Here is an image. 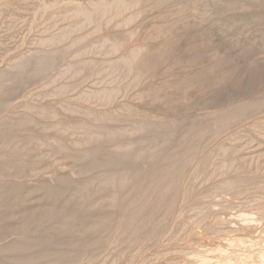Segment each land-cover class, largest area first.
<instances>
[{
	"label": "rangeland",
	"instance_id": "374dc122",
	"mask_svg": "<svg viewBox=\"0 0 264 264\" xmlns=\"http://www.w3.org/2000/svg\"><path fill=\"white\" fill-rule=\"evenodd\" d=\"M3 1H5V3ZM3 1L0 2V5H1L0 9H2V10L4 9V11H2V12L0 10V12L2 13V14L0 13V40H1L0 41V70H3L2 68L7 69L8 66L10 67L12 64L15 63V61L17 60V57H15L16 55H14V54L17 53L16 51H18V53H17L18 58L21 57L22 60L26 59L27 60L26 62H29L31 68H34V67L37 66L38 59L36 58V56L40 57L42 55L41 57H44V58L47 56L46 58L49 61H50V59H52L49 62L50 64L48 63V65L46 66L47 68H45V67L43 68L44 70L46 69L45 71L42 69L43 72L41 71L36 76H34L33 79H31L28 82L30 85H28V83H27V84H25L27 87H25V85L24 86L21 85L20 88L19 87L17 88L16 93H15V95L17 94V97L15 95H13L14 98H10L12 96L5 98V100L3 102V105H2L3 107H2V109L0 108V115H2L4 118H6L7 115H8L9 116L8 120H10V121H16L17 117L19 118V119H17V121H19L20 118H21V120H22V118L24 119L26 117V113H25V110L23 112L22 107L23 106L25 107L26 104H29V101H30V103L32 101L35 102V104H34V102L32 103L33 106H34V107L33 106L32 107L35 108V111H37V110L39 111L40 108H43L48 102H50V103L53 102V101L51 102L50 100H54L55 99L54 101L56 102L58 100V98H57V96H55V93L53 94L52 90H56L57 86L54 85V84L58 83V81H60V80H62L63 82H67V84H68L67 86L70 85L69 86V91H68L69 92L68 93V97L65 100V101H68L67 102L68 104H70V102H71V104H74L76 102V100H77V97L82 92L86 91L90 87H94L95 90L98 91V90H102L103 88H108V87L110 88V87H112L111 85H113V87L110 88V89H113L118 83H119V85L116 86L117 89L118 88H124V86L126 84H129L127 82L130 81V80H128V79L126 80L124 78L125 81L121 79V81L118 82L117 81L118 79L117 80L114 79V77L111 76L112 73H110L111 74L110 75L109 72H103V71H100V72H89L88 74L85 73L86 75L83 74V76H80L81 74L80 75L77 74V73H80V72L72 74L73 73L72 72L73 68L75 69V68H77L76 66H81L82 63L84 65L86 63V65L88 66L87 62H89V64H90V62L93 61L92 59H94L95 61L97 60L99 62L102 61V58H103L102 56H101L102 58L98 57V59H97V55L96 54L94 55L93 53H91L90 51L88 52L87 50L88 49L90 50V48L92 46H95L97 43H98L97 45L101 44L100 43L101 42V38L107 32L105 34L106 36L104 35L105 38H103V40H102L103 42H104V40H106V38L108 36L110 37L111 35L112 36L114 35L113 36V40H112V37L109 38V40L111 39L110 42H111L112 46L115 49H116L117 45L118 46L121 45L122 47L119 46V48H121V49L126 47L123 50L120 49L121 50L119 52L120 55L118 53H115L116 54L115 57H114L113 54H112L113 57L111 55H108V56L109 57L111 56V58H113V60L116 57L127 58L128 62L130 64V67L131 68L134 67L135 71L136 72L138 71V74H136L137 77H138V75L140 73L139 76H140L141 79L136 78V76H134L135 75V71H132V74L130 75V77H132V78L135 77L137 79L135 81L136 82L138 81V83L139 82L140 83L136 86L134 84V82H135L134 81L133 84L131 83L134 86L126 85L125 86L126 89H130V90L133 89L131 91L124 89L125 91L124 90L123 91L126 94H123V92H121V89H120V91L118 90V92H121L120 93L121 95H118V94L117 95L121 96V97H117L116 96V91H117V89H116L115 97L112 98L114 102H112L110 100L111 103L107 102L108 104H106V103H99L98 104L97 103L95 105L96 109L91 107L93 105H89V104H86V103L83 104V107H81V108H82V111H84V112L86 111L85 114L90 112V111H92V109H95V110L98 109V112H101L102 110L105 111V112H107L108 110H110V111L116 110V112L118 114L124 111V114L121 113L124 116H121V118L116 119L117 121L116 120H112V122H111V124H113L114 126L116 125L117 127H121L122 125L124 127V125H127V123H126L127 121L125 120V117H127L128 115H130V116H135V115H144L145 116V115H147L146 117L150 116L148 118L149 119L153 118L152 121L158 127L157 131H155V132L158 133V136H157V133H153V131L150 132V131H146V130H142V134H141V132H140L141 129L139 131V128L137 127L138 128L137 129L138 132L135 129L136 130L135 131L136 134L132 133L133 139H130L128 141L131 142V140H132V142H133L136 139H140L141 135H142V138L144 139V140L140 139L141 141L143 140V142H141L142 146L143 145H147V146L151 145L152 142L154 143L157 140H159V142L157 141L158 143L162 142V144H165V143H167L169 141L168 142L169 145L165 144V154L164 155H166V156L167 155H172L173 154L172 152L177 153L176 151H178L180 149L179 148L180 145L178 146V144L180 142L179 143L177 142V141H180V140H178V138H181L182 135H185V137L183 138V136H182V138L183 139H187L189 137L188 135H190V130H188V128L190 129L193 124L195 126H200V128L201 127L204 128L206 131H211L209 133H211V135H212V136H210V134H209L208 136L211 139L205 140L204 144H202L203 146L206 145L207 147L206 146H204V147L202 146L201 149H199L198 147H196V149L194 148L195 150L193 149L194 152L192 151L193 154L191 152L192 157H191V159H189V162L191 161L190 162L191 165L189 164V162L185 161L187 163V164L186 163L185 164L187 165L186 168L188 167L187 168L188 170L183 165L184 171L182 170V172L180 174V177H179V180H178V184H180L178 186H180V187H178L179 189L176 187L177 191H176V189H175V191H173L174 192V194H173L174 196L173 197H175L174 198V200H175L174 202L175 203H174L173 212L171 211L170 214L168 215V217H166L165 220H167V221H164L165 223L167 222L166 225L164 227H162L165 224L164 223L160 227V229H159L160 231L163 228V230L161 231L162 234L160 233V236H159V232L160 231L158 230L157 236H155L156 238L151 237V238L147 239V241L149 240L150 242H147L145 240L142 241L141 239H140L141 240L140 241L139 238L134 237L136 235L132 234L131 233L132 231L130 232V230H129V232L126 231L127 233L122 234L125 231L123 232L119 228L118 222H120V221L117 222L118 218L116 217L117 215H115L116 219H114V217H113V219L111 221L106 222L104 224L105 226L103 225L101 227L102 229H100V231H99L101 234L97 232V234H94L93 236L90 235L89 236L90 238H86L85 237L86 239L85 238H83V239L82 238L81 239L80 238H75L69 232L68 233L71 236H69L67 234V232L65 233L64 231H62L64 229H60L61 230L60 233L58 231L57 232H53V231H50V230L48 232L45 231L46 226H48L49 224H51L49 226H52L53 228L54 227L59 228V227L62 226V225L59 226L60 224H62V222H60V220H61L59 218L60 216L58 215L59 216L58 217V216H55L56 214H54V213H49L48 214V215H50L49 218L48 217L44 218V219L47 220V221L45 220V223H47V224H42L43 222L40 221L41 224H39V225H38V223H40V222H36V224L38 226L35 225V223H34L33 226H31V233H33L36 236L41 235L43 238H41V236H40V238L43 240V242H46L48 240L46 243H44L45 247L42 245L41 247L36 248L35 250L33 249L31 251L32 253L31 252H29V253H21V254H17V255H19L20 257H23V256L26 257V256H28V254H29V256H31V255L39 254V253L42 254L44 252L45 253L54 252V251L56 252L57 249H59V248H65V249L70 250V251L73 250L72 248H74V249L75 248H80V256H79L80 260L78 259L75 264H83V263L84 264H98V263L99 264H227V263H225V262H223L221 260L220 255H219L220 253H218L219 249L217 248V246L215 247V244H217V245H219V244L217 242H212L211 239H209L208 234H206L207 232L205 233V229L208 228L207 225L209 226V222H211V219H212V222H214L215 220L217 221V219H218V221L221 219L222 222L224 223V225H225V221H226L227 224H226V227L225 226L224 227L227 230H229L228 231V233H229L232 230L236 231V228L237 227L240 228V226L243 229L244 225H246V224H244L242 226L241 225L242 221L239 219L240 217L237 218V216L241 215V214L238 215L241 211H242L241 213L244 214V212H246L247 209L248 210L250 209V213L248 212L249 215H248L247 212H246L247 214L246 213L244 214V216L248 215L250 217V218L248 217L250 219V223L248 222L247 225L250 224L251 226L249 225L250 226L249 227V226L246 225V227L250 228V231L248 230V232L250 233L252 238H253V235H255L256 238H257L258 235H262V233L264 234V232H263L264 231V216H263L264 212H262V211H264V209H262V207L264 206V204H263L264 200H260L262 198L264 199V196H263L264 195L263 194L264 193V188L262 189V187H263L262 182L264 184V174H263L264 173V170H263L264 169V156H263L264 155V147H263L264 146V140H263V138H264V135H263L264 134V128H261L264 125L263 126H258V128L262 129V132H263L262 137L260 138V140L259 139L256 140V138H254L251 134H249V136H248L249 132L247 131V130H250V129H247V126L249 124L250 125L248 126V128H251L252 125H253V127H254V125L256 127L257 125H262L264 123V106H263L264 105V0H234V1H232V0H230V1H228V0H206V2H204L205 0L204 1L203 0H199V1L198 0H173V1L172 0H168V2L169 1L170 2L166 4L167 6L164 3V2H167V0H146V2L144 0H140L143 3L144 2L147 3V4H145V3L143 4V6L145 5L144 7H142V5H141L142 3L138 0V2L141 3V4L139 5L140 7L138 6L139 8L136 5L135 9L133 10V11H135L134 13H133L132 9H130V12L127 11L126 13H124L125 15L123 14L124 17H127L126 14L129 16L130 19H128V17H127V20L130 21L129 22L130 24L125 25V24H127V21H126V23H123L126 20V19H124L123 16L121 17L123 19L117 18L119 20V22L118 23L116 22L118 25L119 24L121 25V23H123V25H121V26L119 25L118 26V25H116V23H115V25L111 24L113 27L108 25V23L111 20H109L106 17H104L105 20H104L103 23H102L101 17H98L99 19L95 18V19H98V20H94V18H90L91 20L90 19L89 20L92 21V19H93V21H92V23H88L87 24L88 26L90 24V27L85 25L88 28L85 27L83 24L77 26L76 29L73 28V29L70 30V28L68 27L67 30L70 33V35H68L69 37L64 39V40H58L57 45H59V46L63 45V47L60 46V48H57L59 46H56L57 49L56 48L53 49L54 51H52L49 48L47 50V48H44V46H42L43 42H41V41L42 40L44 41V39H45V38L43 39V37L41 36L42 33L45 31V34L47 33L46 35H50V34H54V33L58 34L60 30L57 27L63 29L65 26H67V24H68L67 22L70 21L69 20L70 13L73 14L71 9L73 10V8L75 7L74 6L75 2H76V5L77 6L79 5L80 8H81V6L85 5L84 7H82V9L89 8L90 5H94V6H96V9H98L97 6L99 5V2H100V6H98V7H100V8L103 7V9L105 7V9H106V6L102 4V1H105V0H100V1H98V0H96V1L95 0H21V1L20 0H7L9 3L6 0H3ZM49 1L51 3H49ZM53 1H57V2H53ZM93 1L97 2L98 4L97 3L95 4ZM114 1H116V0H114ZM148 1H149V3H148ZM178 1H179V3H178ZM207 1H208V3H207ZM59 2H60V4H59ZM61 2H63L62 3L63 6H62ZM65 2H66V4L69 2L68 3V7H67L66 4H65L66 5V7H65V5H64ZM229 2L232 4L231 6L228 5V4H230ZM87 3H88V7H86ZM89 3H92V4L89 5ZM106 3L109 4V2H107V0L105 1L104 4H106ZM112 3H113V0L110 3V5H112ZM218 3L220 4V6L218 5ZM233 3H234L235 7H233ZM236 3H237V5H236ZM49 4H54L55 7H57L56 4H58V5L62 6V8H60V6L57 7L56 10H58V13H56L57 11L55 10L56 11L55 13H53L52 15H49L48 13H46V10H45L46 5H49ZM101 4H102V7H101ZM148 4H151V5H148ZM185 4H186V6H185ZM202 4L204 6H205V4H207L206 6L209 5L210 6V7L208 6L209 9L211 8L212 11H213V9L215 10V11H213V13L212 12L208 13L211 10L206 11L208 15L212 14V15H210V16H212V18L210 16H208V15L207 16L203 15L204 18L202 20L201 19L202 17L198 16L199 13H201V11H203L205 9L204 6H202ZM214 4H216L217 6L216 5L214 6ZM146 5L150 6V8H147L148 6H146ZM221 5H222V7H221ZM226 5H228V6L225 7ZM172 6H174L175 8H173ZM200 6L203 7V9L201 8V9L198 10V8H200ZM63 7L65 8L64 11H63V9H64ZM79 7L77 9H79ZM93 7L91 9L89 8L91 10V11L89 10L91 12V14L94 13L93 14L94 17L100 16L101 12H95ZM184 7H186V9ZM59 8H60V10H59ZM141 8H142V10H141ZM191 8L193 10H195V9L196 10L193 11ZM219 9H221V10L219 11ZM92 10H93V12H92ZM42 11L43 12L45 11L44 14H46L45 17L47 16V18L44 17V14H43ZM60 11L69 12V13H66L67 15L68 14L69 15L66 16V18L63 20V18H64L63 16H65V15H64V13L62 14V12L60 13ZM217 12H218V14H217ZM95 13H99L100 15H97V14L95 15ZM135 13H137V14L139 13L138 17H136L137 14L135 15ZM141 13H143V14L140 15ZM195 13H196V15H195ZM222 13H224V15ZM60 14H61L62 18H60ZM185 14H186V16H185ZM134 15H135V17L137 19L140 18L139 16H141V18L138 19V20L135 19V20H137L135 22V20L133 19ZM143 15H144L145 19H149V20H145L143 18L144 21H142V16ZM168 15H169V17H168V19H166V17ZM173 15H175L174 18H173ZM205 15H206V13H205ZM50 16H51V18L54 17V16L55 17L52 20H50L51 19ZM147 16H148V18H147ZM195 16H196L197 19L196 18H192V17H195ZM42 17H43V19H42ZM186 17H190V18H186ZM199 17H200V20L198 19ZM155 18L157 20V25H156V22H152V20L156 21ZM117 19H115L114 21H111V22L114 23ZM219 19H221V20H219ZM108 20H109V22H108ZM131 20L132 21L134 20V21L132 22ZM192 20L194 22L197 20V22L194 23ZM94 21L96 23H94ZM105 21L108 22V23H106V26H109V28L108 27L101 28L102 26H105V24H104ZM120 21H121V23H120ZM148 21L149 22L151 21V22L149 23ZM164 22H166V24ZM198 22H200V23H198ZM168 23H170V25H168ZM32 24L34 26H36V27H34ZM54 24L56 25V28H55ZM91 24H92V26H91ZM96 24H98V25H96ZM159 24L161 26H159ZM164 24H165L166 27L162 26ZM172 24H174V27H173ZM58 25H63V26H58ZM94 25H96V26H98V28L102 29V31H100L101 29L98 30L99 34H97V32H96L97 36H95L96 35L95 34V30L96 29L95 28H97V27L94 26ZM100 25H102V26L99 27ZM152 25L156 26V27H153ZM218 25H220V26H218ZM47 26H48V28H47ZM81 26L85 27V28H83V29L86 30L85 32H84V30H82ZM175 26H177V27H175ZM110 27H112V28H116L117 27L118 29H116L117 31L116 30L112 31L110 29ZM121 27H123L124 29L123 28L121 29ZM172 27H173V29L175 28L174 31H173ZM218 27H220V29ZM222 27H224V28L222 29ZM89 28H92V30H94V29L95 30L92 31ZM145 28L147 30H145ZM158 28H159V30H158ZM167 28H170V30L167 29ZM31 29H32V31H31ZM43 29H46V30H43ZM74 29L77 30V31H75ZM103 29H107V30H104L105 33L103 32ZM164 29H165V31H164ZM166 29H167V31H166ZM34 30H35V33H34ZM87 30H88V33H86ZM140 30H142L141 32L145 31V33H143L142 37H139V36L142 35ZM154 30H155V32H154ZM90 31L94 32L95 35H93L92 32L90 33ZM109 31H112V32H110V34H109ZM130 31L132 32V35H130ZM146 31H148V32H146ZM160 31L162 33H160ZM76 32H78V34ZM100 32H102L101 35H100ZM138 32L141 33V35H139ZM168 32L170 33V35L168 34ZM80 33H82V35ZM74 34H75L74 37L71 36V35H74ZM79 34H80V37H79ZM88 34L90 36L91 35H93V36L90 37V36H88ZM126 34L127 35L129 34V35L127 36ZM145 34H146L147 38L150 37V39H149L150 42H148L149 41L148 39H146L148 41H146L144 39V37L146 38ZM174 34H175V36H174ZM99 35L101 36V38H100ZM85 36L89 37V39L91 38L92 40H94L93 42H95L97 40V43L95 42L96 43L95 45H93L94 43H92V46L91 45L88 46L90 44L89 42H90L91 39L89 40ZM126 36H127V38H126ZM129 36L132 37V38H130ZM151 36H156L157 39L156 38L154 39ZM96 37H98V38H96ZM133 37H136V39H138L141 42V43H138L139 41L137 40L136 44H139V45L134 44V46H136L137 49L132 44L133 42H135V38H134V41H133ZM47 38L48 37H46V39ZM72 38H74L75 40H72ZM83 38H85V39L87 38L89 40V42H88V40H87L88 43L86 41L84 42L83 40H85V39H83ZM140 38H143L144 40H141ZM80 40L82 41V42H80L81 44L79 43ZM153 40H157V41H153ZM163 40H165V42ZM166 40L168 41V43H166L167 42ZM66 41H67V43H68V41H69V43L71 42L70 45L69 44L67 45ZM73 41H76L77 45L73 44V43H75ZM45 42L46 41H44V45H45ZM113 42H116V43H113ZM142 42H144V44ZM155 42H157V44ZM40 43H42V44H40ZM123 43H125V44L127 43V44L125 45ZM85 44H86L87 47L84 46ZM114 44H116L115 45L116 47L114 46ZM128 44H130V45H128ZM78 45H79V47H78ZM75 46H77V47H75ZM82 46H84V48ZM156 46H158V47H156ZM153 47H154V49H153ZM181 47L184 50L181 49ZM39 48H40V50H39ZM79 48L80 49L83 48L82 51ZM133 48H135V50ZM35 49H38V51L36 50L37 52H35L34 51ZM41 50H43V51H41ZM44 50H46V52L48 51L47 53L49 55L47 54V55L44 56L43 55ZM173 50L176 51V52H174ZM20 51H21V53L22 52L23 53L21 54ZM27 51H28V53H25ZM40 51H41V53H40L41 55L40 54L38 55V53ZM115 51L117 52L119 50L116 49ZM12 52H13V54H12ZM29 52L32 55L28 56V54H30ZM121 52H123V53H121ZM54 53L56 55H54ZM83 53H84V55H83ZM23 54H25L26 57H24L25 55H23ZM57 54L62 55L63 57L59 56ZM141 55H144L145 57H143ZM30 56H32V57H30ZM90 56H91L92 59L90 58ZM108 56H105L106 59H103L102 63H106V61L104 62V60H107L108 63H111V61H113L112 59H110V60L107 59ZM139 56H141V58H143L142 61L140 60V58H137ZM53 57H54V60H53ZM76 57H78V58L80 57V59H78ZM88 58H90L89 61H88ZM136 58L139 59L140 61L138 60V61L135 62V60H137ZM28 60H30V61H28ZM54 61H55V63H54ZM80 61H81V64H80ZM51 62H53V63H51ZM31 63H32V65H31ZM77 64H80V65H77ZM84 65H83V67H84ZM106 65L108 67L110 66L107 63H106ZM106 65L104 64L103 67L106 66ZM132 65H133V67H132ZM107 66L104 67V68H107ZM83 67H79V68H83ZM63 68H64V70H67L69 68H71V69H70V71L67 70L68 74L65 72L66 74L62 73V75H61L60 73L63 70ZM85 68H86V66H85ZM47 72H49V73H47ZM62 72H64V71H62ZM70 72H72V73L70 74ZM91 74H96V75L91 76ZM84 75L86 76V78H85ZM108 75L110 76L111 79H114L116 82L115 81L109 82V80H110L109 78H108L109 80H106L105 77H107ZM130 77H128V78L130 79ZM50 78H52V79H50ZM55 78H57V79H55ZM100 78L102 80H106V82L107 81L108 82L105 84V81H104L101 84V82H99ZM92 79H97V80H92ZM96 81H98V82L96 83ZM123 81H124L125 84L123 83ZM113 82H115V83L113 84ZM78 84H79V86L76 87ZM97 84L98 85L100 84L102 87H100V85L97 87ZM108 85H110V86H108ZM71 86L73 87V89H72ZM104 86H107V87H104ZM44 89H48L49 90V92H48V90H45L47 92V96L46 97L43 96V94L45 93ZM126 91H128V92H126ZM54 92H56V91H54ZM21 94H23V95H21ZM73 94L74 95L76 94V95L73 96ZM123 95H126V96H123ZM32 96L33 97L36 96L37 97V101ZM24 97H26L25 99L32 97L34 100L27 99L26 102H28V103L25 102L26 103L25 104L24 103V101H25ZM121 98H124L125 100L124 99L121 100ZM249 98L251 100H253L252 101L253 103H256V101H257V105L256 106H257V108L260 109V111H257L259 109L254 110L255 107H256L255 106L253 110H250V111L248 110L250 113L247 110H246L247 113L244 111L245 112L244 115H247V116L244 117L242 115V117H241L242 119L239 118L240 115L239 116H236V115L234 116V114L232 113L231 115H233L236 119H239V122H238V120H234L233 121V119H231L233 122H229V121H231L230 120V117H231L230 113L232 112L231 110H233V109L229 110L228 108H233V107H236L237 105L238 106H241V105L244 106V105H247L248 103H252V102H248V101H251ZM39 99H40V101H39ZM46 99L47 100L50 99V100L46 101ZM72 99H73V103H72V101H70ZM38 101L41 104L37 105L36 102H38ZM239 101H240V103H239ZM245 102H247V103H245ZM117 103H119L120 106H118L119 104L117 105ZM121 103H123V104H121ZM5 104L6 105L8 104V106L10 108L9 111H8V108H7L8 106L6 107L7 110H6V108L3 109L6 106ZM43 104H44V106H43ZM101 104H104V106L101 105ZM15 105H16L17 108H15ZM36 105H37L38 109H36V107H35ZM254 105L255 104H253L252 106H254ZM39 106H41V107L39 108ZM89 107L92 108V109H90V111L88 110ZM118 107H121L122 110L120 108L118 109ZM11 108H12V110H11ZM106 109H108V110H106ZM4 110H5L4 114L6 116L2 112ZM10 111L12 112V114H10L11 113ZM255 111H257L258 113L255 112ZM7 112H10L9 114L11 116L9 114H6ZM95 112H97V111H95ZM219 112L220 113L223 112L225 116L229 117V119L226 117V120L228 119L229 121L228 120L225 121L223 113L222 114H217ZM251 112L254 113V114H252ZM16 113H18V115ZM62 113L63 114H61V113L57 114L59 119H61V117H62V120H68V118H67L68 115H69L70 118L75 117V115L73 116V114H71L72 115L71 116L70 113H68L67 116H66V113H64V112H62ZM121 114H119V115H121ZM215 114L219 115V116L216 117ZM248 114L250 116H248ZM23 115H25V116H23ZM156 115H158V116H156ZM221 115H223V116H221ZM2 116H0V117H2ZM253 116H254V118H253ZM220 117H221V119H220ZM12 118H14V119H12ZM69 120H71V119H69ZM72 120H74V119L72 118ZM256 120H258V121H256ZM234 122H235V124H234ZM259 122H261V123H259ZM161 123H162V125H161ZM255 123H259V124H255ZM32 125L29 126L28 130L29 131L31 130V133L35 131L34 132L35 135H37L38 133L40 134L41 133L40 131H42L41 134H44L47 131V129H46V131L44 130L45 132L42 130L44 128L43 126H45V125L42 126L41 124H38V127L35 126L36 124L33 125V126ZM222 126H223V128H222ZM31 127L33 129H31ZM232 127H234V129ZM245 127H246L247 130L244 129ZM159 128H160V130H159ZM208 128H209V130H208ZM37 130H39V131H37ZM143 131H145L144 134H143ZM244 131H246L247 134ZM133 132H134V130H133ZM235 132H238V134L235 133ZM139 133H140V135H139ZM240 133H243L244 135L240 134ZM216 134H218V135H216ZM173 135H175V136H173ZM240 135L241 136L243 135V137H241ZM138 136H140V137L138 138ZM227 136H228V138H227ZM250 136H251V138L253 137V140L254 139L255 140L253 141L251 138L249 140ZM134 137H136V138H134ZM173 137L175 138L176 142L174 141ZM176 137H178V138H176ZM129 138H132V137H129ZM226 138H227V140L229 139V141H232L231 145L236 140V143H233L235 145H233V147H231V145H229L230 143H228V141H225ZM234 138H235V140H234ZM242 138H244L245 140L244 139L241 140ZM149 139H150V141H149ZM238 140H239V142H237ZM258 140L260 141L259 143H258ZM224 141H225V143L226 142L228 143V144L227 143L226 144L229 145V147L226 144H224ZM181 142H182V139H181ZM256 142H257V144H256ZM171 143H173V144L171 145ZM129 145L130 144H128L126 146V149H127V147ZM238 146H240V147H238ZM148 147H146V148H148ZM219 147H220V149H219ZM230 147L233 148V149H230ZM241 147L242 148H246V149H242ZM82 148L85 149V147H82ZM99 148H100L99 149L100 152H105V150L107 151V149H109L107 145H104V146L101 145ZM129 148H130V146H129ZM129 148H128V150H125V148H124V151H125L124 153L125 154L129 152ZM197 148H198V150H197ZM84 149H82V151ZM218 149H219L218 152H219L220 156L223 155V154L221 155L222 151L224 149H226V151H224V153L226 152V154L224 156H226V157L229 156V157H227V158L224 157L223 159L224 160L226 159L224 162L220 158V156L218 155V152L216 153V151ZM220 150H221V153H220ZM232 150L234 151V153L232 152ZM170 151H172V152L170 153ZM195 151H196V153H195ZM235 151H237V153H235ZM85 152H87V151H85ZM85 152H84V155H85ZM238 152H239V154H238ZM240 152L242 154H240ZM215 154H216V156H219V157H216ZM233 154H234L235 157L237 156L236 159L234 158ZM53 156H54V158H56L55 160L57 162L61 158H64V155H63V157H61V155H52V153H50V154H48V157L51 160H49V159L48 160L50 162H52L51 164H53V162L55 161ZM87 156L89 157V154ZM230 156L231 157L233 156V158H231ZM58 157L59 158L61 157V158L58 160ZM207 157H209V158H207ZM241 157H242V159H241ZM66 158L62 159V161H63L62 164L63 163L65 164V162H67V160H69V157H68V159H66ZM210 158H211L212 161L217 159V161L220 160V162H223V163L227 162L230 159H232V160L228 161L229 163L228 162L226 163V167H224L225 164H223V163H222L223 166H221L222 164H220V167H219L218 162L215 160L217 162V164H216L214 161L212 162L211 160H209ZM244 158H245V161L243 160ZM52 159H53V161H52ZM65 159H66V161H65ZM235 160H238L240 163L235 161ZM242 160H243V162H242ZM49 161H47L48 163L46 162L47 163L46 165H48V166L51 165L49 163ZM210 161H211V163H210ZM233 161H234V163H233ZM68 162L63 167V169L65 168L64 171L66 169L67 170L65 172L62 170L63 173H66V174L68 173V171L70 172L71 169H72V166ZM230 162H232V164H230ZM202 163L204 164V166L207 165L209 168H210V166L212 168L213 166L215 167L217 165L218 167L217 168L215 167L216 170L213 167L214 168L213 171L214 170L217 171L221 167H223V169L221 168L220 169L221 171H219V172L221 173L222 170H224L222 173H223L224 177H227V178H228L227 175L230 174V172H228V170L230 168L229 165L230 166L233 165V166H231L232 168L234 166L238 167L237 169L234 167L235 168L234 170H236V171H234L231 168L234 171L233 173L234 174H236L235 172L242 173L244 171L242 174L245 175V173H246V175H245L246 178L244 177V179L242 180V177L240 176L241 178H238L239 180H237L236 179L237 177H235V176L239 175L238 173H237V175H234L233 173H231L232 176L229 175L231 180L229 178L228 181L226 180L227 178L222 177L223 176L222 173H221L222 176L219 175L218 172H217V174L214 173V174H212L210 176L209 171L213 172V171H211L212 169L211 168H210L211 170H209V168L207 169V166L204 167ZM206 163H209V164H206ZM242 163L243 164L245 163L244 166H243ZM69 165H70L71 168L68 170ZM197 165L198 166L202 165L203 174H204V171L206 169L205 175H206V178L208 177L207 181L210 182V179H211V182L209 184H208V182L207 183L206 182L203 183V181L206 180V179L204 180L205 175L203 176V174L201 172H199V170L202 171V169H201L200 166H199V169H198ZM241 165L243 167H241ZM48 166H45L43 168L44 169L46 168V170H47ZM51 167H49V168H51ZM95 168H97V167H95ZM95 168H93L94 171H93V169H91L92 172L91 173H87L88 174L87 176H80V178L76 177V180L80 181V179H82V180L85 181V180H88V179L83 178V177H87V178L90 177V179H92V177L93 178L94 177H98L100 174L104 173V172H102V170H103L102 168H99V167L97 169H95ZM225 168H227V172L229 174H227V172L225 171ZM240 168H241V170H240ZM100 169H101V171H100ZM232 170H230V171H232ZM96 171H98V172H96ZM144 172L141 171L140 174L143 175V176H141V175L140 176L144 177L146 182L151 181V179L146 174H145L146 177L144 176ZM207 172H208V176H207ZM200 173H201V175H200ZM89 174H91V175H89ZM225 174H227V175H225ZM248 174L249 175L251 174L250 176L251 177L253 176L255 179L252 177L253 180L252 179L249 180L251 177H249ZM214 175L216 177H214ZM198 176H199L200 179L203 177L202 178L203 180L201 179L202 180L201 181L198 178ZM232 177H234V179ZM23 178H26V177H23ZM213 178H214V180L212 181ZM260 178H261V181L262 180L263 181L260 182L261 185L258 186L255 183L259 182ZM27 179L29 180L28 177H27ZM197 179H198V181H197ZM256 179H257V181H255ZM28 180L21 179V181H23L22 183H24V184L26 183L27 184V185L25 184L27 186V188H29L28 187V183H27ZM222 180H224V181H222ZM234 180H235V182H237V181L238 182L234 183ZM24 181H26V182H24ZM226 181L228 183H226ZM239 181H242V182H239ZM250 181H252V182L255 181L254 182L255 186ZM199 182H201V183H199ZM213 182H214L215 185L212 184ZM146 184H149V183H146ZM193 184H196V185L198 184V185L196 186V185H193ZM189 185H190L191 188L195 189L194 191L196 193H195V195L193 194L194 197L196 196V194H198L196 196V199L194 198V200H193V198H192V200H191V198L189 200H187L186 196H184V192H182L183 189H186V187L189 188ZM192 185L194 187H196V188L198 187L199 189H201L200 190L201 192H199L198 188H197L198 189L197 190ZM201 185H203L202 188H204V189L206 188V189L203 190L201 188ZM204 185H206V186H204ZM208 185L209 186L212 185V186L208 187ZM258 187H260V188L257 189ZM24 188H26V187L24 186ZM209 188L213 189V190L209 191L210 190ZM225 189H227V190L225 191ZM179 190H181V191H179ZM234 190L235 191L238 190L237 194L235 193ZM230 191H232V192H230ZM92 192H94L95 197H97L95 199L97 201L98 200V194L95 192V190L92 191ZM68 193H66V194H68ZM257 193H258V195H257ZM26 194H27V192H26ZM28 194H29V195H27L28 199L30 198V196H32V194L34 195V197L32 196L30 198V202L36 203L39 200V198L36 197V196L40 195L38 192L37 193H35V192L33 193L32 192V194H31V192H29ZM66 194H65V196H66ZM67 196H69V194ZM34 198H35V200H34ZM37 198H38V200H37ZM184 198H186V200H187L186 202H187V205H188L189 208H184L183 205H181V203L182 204L186 203L185 200H183ZM31 199L33 201H31ZM256 199H257V201H256ZM181 200H183L184 202H182ZM190 200L195 203L193 205V204H191L192 202H190L192 207L189 206V204H188L189 203L188 201H190ZM248 200H249V202H248ZM34 201H36V202H34ZM214 201H216V202H214ZM24 202L26 203L27 200L24 201ZM245 202H248V204H247L248 206H249V203H252L253 205L250 204V208H246V207L244 208L243 206L246 205ZM254 202H255V204H254ZM259 202H261L263 205L261 203H259ZM19 203L21 204V202H17V203H12L11 205H9L10 202L8 204H6L5 201L0 202V205H3V206H0V216H1L0 217V230L2 228H4V227H8L10 223H11L10 224L11 226L14 225V220L13 219H10V221H8L9 219L7 220V218H8V216H6L7 213H8L7 210L12 208L11 207L12 205H14L15 207H19V205H18ZM257 203L260 204V205H258ZM196 204L201 205V207L195 208ZM203 205L205 207L202 208ZM254 205H256V206H254ZM252 206H253V208H252ZM258 206H261V208H258ZM206 207H208L207 211H204L206 209ZM256 207H257V209H254ZM219 208H221V209H219ZM183 209H187L188 211L187 210L185 211ZM243 209H244V212H243ZM1 210H3V211L1 212ZM107 210L110 211L109 209H107ZM200 210H203V211L200 212ZM83 211H85V213ZM87 211L88 212H86L85 209L82 210L83 213H81L80 217H82L83 215L84 216L86 215L85 218H84V216L81 218L83 221H87L88 218H89V215H91V213H89L88 209H87ZM103 211H105V212H103ZM103 211H102L103 213L108 212V211H106V209H103ZM90 212H92V211H90ZM187 212H188V214H187ZM205 212H207V213L204 214ZM255 212H257V213H255ZM198 213H200V214L203 213L204 215L201 214L202 218L203 217H207V218L205 220H202L200 218V220H202V221L198 222V220H199L198 217L201 216ZM213 216H214V218H213ZM252 216H255V217H252ZM4 217L9 222V224L6 223ZM238 220L241 221V223ZM261 220H263V221H261ZM42 221H44V220H42ZM114 221H116V222H114ZM229 221L231 223V224L230 223L229 224L233 228H230L231 226L228 225ZM176 222H178V223H176ZM254 222H255V225H254ZM5 223H6V226H4ZM199 225H200V227H199ZM211 225H212V223H210V226ZM227 225L230 226V227H227ZM203 226L207 227V228H204ZM246 227H244L245 230H246ZM179 228H181V229H179ZM203 228H204V230H203ZM234 228H235V230H234ZM52 230H54V229H52ZM65 231H68V230L65 229ZM163 231H164V233H163ZM130 233L132 235H130ZM43 235H45V236H43ZM176 236H177V238H175ZM255 236H254V239H255ZM51 237H53V238H51ZM94 237H101V238L105 237L107 239V241L109 242L108 243V248L105 249L100 244V242L98 240L99 238L95 240V239H93ZM136 238L140 241V246H141L142 249L137 245L139 241L137 240V242H136V240H135ZM49 240H50L51 244H48V243H50ZM85 240H86L87 243H88V240H89L90 243L87 244L85 242ZM92 240H95V241L98 240V241L91 244V242H93ZM84 242L87 245H89V246L84 245V248L86 247L85 248L86 250L83 248ZM142 242H144V244H141ZM53 243H55V245ZM56 246H57V248H56ZM100 246H102V248ZM126 246H127V248H126ZM51 247H52V249H51ZM47 248H48V250H47ZM124 248H126V249L124 250ZM121 250H123L125 253H126V251H128L126 253L127 257H125V258H121L120 257L123 254V253H121ZM109 252H111V253H109ZM83 253L85 255H83ZM128 253H129V255H127ZM130 254H132L133 257H131ZM108 255H111V256H108ZM1 256H0V258L4 257V256H2V257ZM112 256H113V259H112ZM82 257H83V259H82ZM120 258H121V260H120ZM81 260H84L83 263L81 262ZM91 261H93V262H91ZM36 264H49V263L41 261L40 263H36ZM52 264H62V262L61 261L58 262V260H55V262H52Z\"/></svg>",
	"mask_w": 264,
	"mask_h": 264
},
{
	"label": "bare ground",
	"instance_id": "6f19581e",
	"mask_svg": "<svg viewBox=\"0 0 264 264\" xmlns=\"http://www.w3.org/2000/svg\"><path fill=\"white\" fill-rule=\"evenodd\" d=\"M1 1H3V0H0V2ZM7 1V0H6ZM21 1V0H20ZM96 1V0H95ZM98 1H100V0H98ZM106 1V0H105ZM105 1H102V4L103 5H105L106 6V9H105V7H104V9H103V7H102V4H101V7L102 8H100V7H98V6H100V2H99V5L97 6V8L98 9H96V6H94V5H90V4H92V3H89V8L91 9L93 6V9H94V11L95 12H101L100 14L99 13H95V15L97 14V15H100V16H97V17H94L93 16V14H91V10L89 9V8H85V9H82V7H84V6H81V8L79 7V5L77 6L76 5V2L74 3V6L76 7H74L73 8V10L71 9V11L73 12V14L72 13H70V15H69V20L70 21H68L67 23V26H65L63 29L62 28H59V27H57L60 31H59V33L57 34V33H54V34H50V35H46L45 34V31L42 33V37H43V39H44V41H46L45 42V45H44V41L42 40L41 42H43V45L42 46H44V48H47V50H48V48L49 49H51L52 51H54L53 49H55L56 48V46H59V45H57V42H58V40H64V39H66V38H68L69 36L68 35H70V33L68 32V27L70 28V30L71 29H73V28H75L76 29V27L77 26H79V25H87L88 23H92V21H93V19H92V21H90L91 19L90 18H94V20H98L99 18L98 17H101V19H102V23L104 22V17H106V18H108L109 20H111V21H114L115 19H117V18H121L122 16H123V14L124 13H126L127 11H129L130 12V9H132V11L135 9V7H136V5H137V7L141 4L142 5V7H144L143 6V4L146 2V0H144L145 2L143 3L142 1H140L141 3H139L138 2V0H116V1H114L113 0V3H112V5H110V3L112 2V0H107V2H109V4H104L105 3ZM111 1V2H110ZM173 1V0H172ZM199 1V0H198ZM204 1V0H203ZM202 1V2H203ZM228 1H230V0H228ZM232 1H234V0H232ZM4 3H5V1H3ZM2 2V3H3ZM8 2V1H7ZM53 2H57V1H53ZM89 2V1H88ZM94 2V1H93ZM104 2V3H103ZM170 2V1H169ZM168 2V0H167V2H164L165 3V5L167 4V3H169ZM192 2V1H191ZM201 2V3H202ZM204 2H206V0L204 1ZM1 3V4H2ZM9 3V2H8ZM49 3H51L50 1H49ZM63 2H61V4H62ZM69 3V2H68ZM68 3L66 4V2L64 3V5L66 4L67 5V7H68ZM95 4L97 3V2H94ZM93 3V4H94ZM139 3V4H138ZM148 3H149V1H148ZM178 3H179V1H178ZM177 3V4H178ZM189 3V2H188ZM207 3H208V1H207ZM228 3V2H227ZM230 3V2H229ZM7 4V3H6ZM59 4H60V2H59ZM98 4V3H97ZM145 4H147V3H145ZM173 4V3H172ZM204 4V3H203ZM202 4V6H204ZM211 4V3H210ZM225 4V3H224ZM45 5V4H44ZM57 5V7H59L60 5H58V4H56ZM66 5H65V7H66ZM108 5V6H107ZM110 5V6H109ZM148 5H151V4H148ZM148 5H146V6H148ZM195 5V4H194ZM207 4H205V6H204V10L203 11H201V13H199V15L198 16H200V17H202L201 19L203 20V18H204V16H207L208 14H207V12L206 11H209V10H211V8L209 9V7L208 6H206ZM216 4H214V6H215ZM218 5L220 6V4L218 3ZM228 5H232L231 3L230 4H228ZM228 5H226L225 7H227ZM236 5H237V3H236ZM62 6H63V4H62ZM62 6H60V8H62ZM92 6V7H91ZM167 6V5H166ZM185 6H186V4H185ZM189 6V5H188ZM191 6V5H190ZM217 6V5H216ZM218 6V7H219ZM5 7V6H4ZM57 7H55V5L54 4H49V5H46V8H45V10H46V13H48L49 15H52L53 13H55L56 11V13H58V10H56V8ZM70 7V6H69ZM79 7V9H77ZM86 7H88V3H87V6ZM140 7V6H139ZM138 7V8H139ZM173 8H175L174 6H172ZM192 7V6H191ZM221 7H222V5H221ZM233 7H235L234 6V3H233ZM0 8H1V5H0ZM43 8V7H42ZM41 8V9H42ZM60 8H59V10H60ZM64 8V7H63ZM146 8V7H145ZM147 8H150V6H148ZM185 9H186V7H184ZM193 8V7H192ZM191 8V9H192ZM197 8V7H196ZM203 9V7H201L200 6V8H198V10L199 9ZM215 8V7H214ZM217 8V7H216ZM38 9V8H37ZM96 9V10H95ZM178 9V8H177ZM194 9V8H193ZM192 9V10H193ZM208 9V10H207ZM213 9V8H212ZM1 10V12L2 11H4V9L2 10V9H0ZM44 10V9H43ZM56 10V11H55ZM62 10V9H61ZM65 10V8L63 9V11ZM67 10V9H66ZM90 10V11H89ZM99 10V11H98ZM141 10H142V8H141ZM191 10V11H192ZM196 10V9H195ZM195 10H193V11H195ZM221 9H219V11H220ZM228 10V9H227ZM70 11V12H71ZM187 11V10H186ZM213 11H215L214 9H213ZM213 11L211 10V11H209L208 13H210V12H212L213 13ZM224 11V10H223ZM0 12V13H1ZM43 12V11H42ZM45 12V11H44ZM44 12H43V14H44ZM62 11H60V13H61ZM92 12H93V10H92ZM135 11H133V13H134ZM147 12V11H146ZM222 12V11H221ZM64 13V15L65 16H63L64 18H63V20L66 18V16H68L66 13H69V12H62V14ZM145 13V12H144ZM189 13V12H188ZM187 13V14H188ZM205 13H206V15H205ZM215 13V12H214ZM2 14V13H1ZM4 14V13H3ZM42 14V13H41ZM72 14V15H71ZM137 13H135V15H136ZM139 14V13H138ZM138 14L136 15V17H138ZM143 13H141L140 15H142ZM160 14V13H159ZM183 14V13H182ZM217 14H218V12H217ZM221 14V13H220ZM223 15H224V13H222ZM45 15L46 14H44V17H45ZM125 15V14H124ZM133 15V14H132ZM135 15H134V20L135 19H137L136 17H135ZM178 15V14H177ZM189 15V14H188ZM195 15H196V13H195ZM204 15V16H203ZM210 15H212V14H209L208 16H210ZM43 16V15H42ZM57 16V15H56ZM126 16L128 17V19H130L129 18V16L126 14ZM174 16L175 15H173V18H174ZM183 16V15H182ZM185 16H186V14H185ZM192 16V15H191ZM194 16V15H193ZM197 16V17H198ZM55 17V16H54ZM54 17H52L51 18V16H50V20H52ZM103 17V18H102ZM110 17V18H109ZM124 17V16H123ZM127 17H124V19H126L123 23H126V21H127V24H125V25H128V24H130L129 22V20H127ZM133 17V16H132ZM131 17V18H132ZM140 18H141V16H139ZM165 17V16H164ZM168 17H169V15L166 17V19H168ZM177 17V16H176ZM200 17L198 18L199 20H200ZM211 18H212V16H210ZM219 17V16H218ZM222 17V16H221ZM45 18H47V16L45 17ZM60 18H62V16H61V14H60ZM95 18H98V19H95ZM113 18V19H112ZM140 18H138V19H140ZM144 15L142 16V21H144ZM147 18H148V16H147ZM152 18V17H151ZM150 18V19H151ZM186 18H190V17H186ZM192 18H196V16L195 17H192ZM191 18V19H192ZM220 18V17H219ZM34 19V18H33ZM42 19H43V17H42ZM90 19V20H89ZM121 19H123V18H121ZM120 19V20H121ZM137 19V20H138ZM161 19V18H160ZM172 19V18H171ZM190 19V20H191ZM197 19V18H196ZM222 19V18H221ZM221 19H219V20H221ZM47 20V19H46ZM62 20V19H61ZM89 20V21H88ZM109 20H108V22H109ZM118 20V19H117ZM115 21L114 23L113 22H106L105 21V26H102V25H100L99 27H101V28H106V27H108L109 28V26H106V23H108V25H110V26H112L113 24L115 25V23L117 22H119V20L118 21ZM133 20V21H134ZM137 20H135V22L137 21ZM145 20H149V19H145ZM155 20H156V18H155ZM198 20V21H199ZM45 21V20H44ZM132 21V20H131ZM132 21V22H133ZM184 21V20H183ZM193 21V20H192ZM217 21V20H216ZM33 22V21H32ZM70 22V23H69ZM87 22V23H86ZM149 22V21H148ZM151 22V21H150ZM149 22V23H150ZM152 22H156V25H157V20L156 21H154V20H152ZM194 22V21H193ZM195 22H197V20L195 21ZM194 22V23H195ZM203 22V21H202ZM35 23V22H34ZM33 23V24H34ZM94 23H96L95 21H94ZM93 23V24H94ZM116 23V25H118ZM120 23H121V21H120ZM123 23H121V25H123ZM139 23V22H138ZM165 24H166V22H164ZM173 23V22H172ZM192 23V22H191ZM198 23H200V22H198ZM32 24V25H33ZM112 24V25H111ZM146 24V23H145ZM163 24V23H162ZM165 24L164 25H162V26H164V27H166L165 26ZM187 24V23H186ZM36 25V24H35ZM53 25V24H52ZM96 25H98V24H96ZM96 25H94V26H96ZM120 25V24H119ZM118 25V26H119ZM120 25V26H121ZM124 25V26H125ZM149 25V24H148ZM154 25V24H153ZM152 25V26H153ZM168 25H170V23H168ZM173 25V27H174V24H172ZM221 25V24H220ZM220 25H218V26H220ZM34 26V25H33ZM54 26H55V28H56V25L54 24ZM53 26V27H54ZM58 26H63V25H58ZM88 26V25H87ZM87 26H85V27H87ZM91 26H92V24H91ZM93 26V27H94ZM144 26V25H143ZM142 26V27H143ZM147 26V25H146ZM145 26V27H146ZM159 26H161L160 24H159ZM158 26V27H159ZM34 27H36V26H34ZM82 27V30H84V32L86 31L85 29H83V28H85V27H83V26H81ZM88 27H90V24H89V26ZM87 27V28H88ZM97 28H95L94 30H95V34H96V32H97V34H99V32H98V30L99 29H101V28H98V26H96ZM113 27V26H112ZM112 27H110V29L113 31V30H116V29H118L117 27L116 28H112ZM141 27V28H142ZM153 27H156V26H153ZM173 27H172V29H173ZM175 27H177V26H175ZM28 28V27H27ZM47 28H48V26H47ZM86 28V29H87ZM120 28V27H119ZM123 27H121V29H122ZM161 28V27H160ZM219 29H220V27H218ZM224 27H222V29H223ZM34 29V28H33ZM74 29V30H75ZM90 30H92V28H89ZM124 29V28H123ZM127 29V28H126ZM167 29H169L170 30V28H167ZM167 29H166V31H167ZM175 29V28H174ZM174 29H173V31H174ZM27 30V29H26ZM43 30H46V29H43ZM94 30H92V31H94ZM104 30H107V29H103V32H104ZM145 30H147L146 28H145ZM149 30V29H148ZM158 30H159V28H158ZM168 30V31H169ZM2 31V30H1ZM31 31H32V29H31ZM75 31H77V30H75ZM92 31H90V33L92 32ZM100 31H102V29L100 30ZM112 31H109V34H110V32H112ZM117 31V30H116ZM126 31V30H125ZM142 30H140V32H141ZM152 31V30H151ZM157 31V30H156ZM162 31V30H161ZM160 31V33H162ZM164 31H165V29H164ZM224 31V30H223ZM146 32H148V31H146ZM154 32H155V30H154ZM170 32V31H169ZM168 32V34L170 35V33ZM34 33H35V30H34ZM77 34H78V32H76ZM86 33H88V30H87V32ZM89 33V34H90ZM101 33L102 32H100V35H101ZM105 33V32H104ZM103 33V34H104ZM107 33V32H106ZM105 33V34H106ZM139 33V32H138ZM141 33H142V35H141ZM141 33H139V35H141V36H139V37H142L143 36V33H145V31L144 32H141ZM166 33V32H165ZM172 33V32H171ZM177 33V32H176ZM175 33V34H176ZM33 34V33H32ZM81 35H82V33H80ZM80 34H79V37H80ZM88 34V36H90ZM92 34L93 35H95L94 34V32H92ZM97 34L95 35V36H97ZM104 34V35H105ZM108 34V35H109ZM112 34V33H111ZM167 34V33H166ZM175 34H174V36H175ZM26 35V34H25ZM40 35V34H39ZM86 35V34H85ZM93 35H91L90 37H92ZM99 35V36H100ZM103 35V36H104ZM107 35V36H108ZM127 35V34H126ZM129 35V34H128ZM127 35V36H128ZM130 35H132V32L130 31ZM38 36V35H37ZM40 36V37H41ZM48 37L47 39H46V37ZM71 36H75V34L74 35H71ZM94 36V37H95ZM98 36V37H99ZM102 36V38H101V36H100V38H101V44H99V45H97L98 43H97V40L95 41V42H93L94 40H92L91 38V40L89 39V37H87V36H85V37H87L89 40H90V42H89V40L86 38H83V39H85V40H83L84 42L86 41L87 42V40H88V42L90 43L88 46H92V43H94L93 45H95V46H92L91 48H90V50L88 49L87 51L89 52H91V53H93L94 55L96 54L97 55V59H98V57H100V58H102V61L101 62H99V61H95L94 59H92L91 58V56H90V58L93 60L92 62H90V64H89V62H87L88 63V66L86 65V63H85V65H84V67H83V65L81 64V61H80V64H81V66H76L77 68H73V73L72 72H70V74L72 73V74H75V73H77V72H80V73H77V74H81L80 76H83V74H85V73H89V72H100V71H103V72H109V74L110 73H112V75L111 76H113L114 77V79H118L117 81L119 82V81H121V79L122 80H124L125 81V79L127 80H130V81H128L127 83H129V84H126V85H132L133 84V82L135 81V80H137L136 78H139V79H141L140 78V73H139V75H138V77L136 76V74H138V71L136 72L135 71V68L133 67V65H132V67L134 68H131L130 67V64H129V62H128V60H127V58H124V57H116L114 60H113V58H111V56L113 57V55H114V57L116 56V54L115 53H118L119 54V52L121 51V50H123V49H125V48H123V49H121V48H119V46L120 47H122L121 45H117V47L115 46L116 44H114V46L116 47V49H118L119 51H115L116 49L112 46V44H111V42H110V40H109V38H111L112 37V40H113V36L111 35L110 37L108 36L107 38H106V40H104V42L102 41L103 40V38H105V36L103 37ZM127 36H126V38H127ZM134 36V35H133ZM145 36H146V34H145ZM168 36V35H167ZM173 36V37H174ZM41 37V38H42ZM82 37V36H81ZM98 37H96V38H98ZM130 37V36H129ZM152 38H156L157 39V37L156 36H151ZM9 38V37H8ZM30 38V37H29ZM99 38V39H100ZM121 38V37H120ZM130 38H132V37H130ZM134 38H135V42H133L132 44H133V46H134V44H136L137 42V40L138 39H136V37H133V41H134ZM34 39V38H33ZM39 39V38H38ZM81 39V38H80ZM141 40H146V39H150V37H148L147 38V36H146V38L144 37V39L143 38H140ZM162 39V38H161ZM171 39V38H170ZM36 40V39H35ZM72 40H75L74 38H72ZM82 40V39H81ZM79 41V43L80 42H82V41ZM129 40V39H128ZM131 40V39H130ZM148 40H146V41H148ZM152 40V39H151ZM1 41V40H0ZM3 41V40H2ZM92 41V42H91ZM139 41V40H138ZM145 41V42H146ZM153 41H157V40H153ZM162 41V40H161ZM164 42H165V40H163ZM167 41V40H166ZM7 42V41H6ZM12 42V41H11ZM21 42V41H20ZM64 42V41H63ZM73 42H75V43H73V44H75V45H77L76 44V41H73ZM103 42V43H102ZM124 42V41H123ZM132 42V41H131ZM148 42H150V40L148 41ZM160 42V41H159ZM32 43V42H31ZM65 43V42H64ZM66 43H67V41H66ZM71 43V42H70ZM70 43H69V41H68V43H67V45L69 44L70 45ZM78 43V44H79ZM113 43H116V42H113ZM119 43V42H118ZM129 43V42H128ZM138 43H141L140 41L138 42ZM143 44H144V42H142ZM156 44H157V42H155ZM161 43V42H160ZM166 43H168V41L166 42ZM19 44V43H18ZM40 44H42V43H40ZM81 44V43H80ZM79 44V45H80ZM86 44L84 45V46H86ZM121 44V43H120ZM123 44H125V43H123ZM122 44V45H123ZM127 44V43H126ZM125 44V45H126ZM196 44V43H195ZM23 45V44H22ZM66 45V44H65ZM79 45H78V47H79ZM128 45H130V44H128ZM136 45H139V44H136ZM150 45V44H149ZM152 45V44H151ZM155 45V44H154ZM160 45V44H159ZM46 46V47H45ZM61 47H63V45H60ZM60 46L59 47H57V48H60ZM84 46H82L83 48H84ZM15 47V46H14ZM71 47V46H70ZM75 47H77V46H75ZM81 47V46H80ZM87 47V46H86ZM135 48H136V46H134ZM139 47V46H138ZM149 47V46H148ZM156 47H158V46H156ZM155 47V48H156ZM38 48V47H37ZM43 48V49H44ZM56 48V49H57ZM73 48V47H72ZM71 48V49H72ZM82 48V49H83ZM135 48H133L134 50H135ZM151 48V47H150ZM171 48V47H170ZM197 48V47H196ZM34 49V48H33ZM70 49V50H71ZM74 49V48H73ZM80 49V48H79ZM82 49H80L81 51H82ZM121 49V50H120ZM137 49V48H136ZM152 49V48H151ZM153 49H154V47H153ZM180 49V48H179ZM181 49H183L182 47H181ZM28 50V49H27ZM38 51V49H35L34 51L35 52H37ZM39 50H40V48H39ZM77 50V49H76ZM170 50V49H169ZM184 50V49H183ZM188 50V49H187ZM13 51V50H12ZM30 51V50H29ZM32 51V50H31ZM41 51H43V50H41ZM41 51L38 53V55L41 53ZM50 51V50H49ZM75 51V50H74ZM125 51V50H124ZM133 51V50H132ZM171 51V50H170ZM174 51V50H173ZM179 51V50H178ZM193 51V50H192ZM11 52V51H10ZM17 53H18V51H16ZM33 52V51H32ZM46 50H44V52H43V55L45 56V55H47L48 53V51L46 52ZM79 52V51H78ZM162 52V51H161ZM174 52H176V51H174ZM182 52V51H181ZM17 53L16 54H14V55H16L15 57H17V60L15 61V63L14 64H12L10 67L8 66V68L7 69H4V68H2L3 70H0V108L2 109V105H3V102H4V100H5V98L6 97H10V96H12V97H10V98H14L13 97V95H15V93H16V90H17V88L19 87L20 88V86L22 85V86H24L25 84H27L31 79H33V77L34 76H36L38 73H40L41 71L43 72V68L45 67V68H47L46 66L48 65V63L52 60V59H50V61L45 57H37L36 56V58L38 59V63H37V66L36 67H34V68H31V66H30V64H29V62H26L27 60L25 59V60H22V58L21 57H19L18 58V55H17ZM20 53H21V51H20ZM23 53V52H22ZM21 53V54H22ZM25 53H28V51L27 52H25ZM30 53V52H29ZM45 53V54H44ZM53 53V52H52ZM77 53V52H76ZM121 53H123V52H121ZM185 53V52H184ZM12 54H13V52H12ZM89 54V53H88ZM113 54V55H112ZM23 55H25V54H23ZM29 55H32L31 53L30 54H28V56ZM49 55V54H48ZM54 55H56L55 53H54ZM57 55H59V54H57ZM81 55V54H80ZM83 55H84V53H83ZM99 55V56H98ZM108 55H111L110 57L108 56ZM120 55V54H119ZM118 55V56H119ZM59 56H62V55H59ZM65 56V55H64ZM77 56V55H76ZM102 56V57H101ZM105 56H108V58L107 59H112L113 61H111V63H108V61L107 60H104V62L106 61V63L108 64V65H110L109 67L106 65V63H102L103 62V59H106L105 58ZM141 56H143V57H145L144 55H141ZM141 56H139V57H137V58H140V60L142 61L143 60V58H141ZM5 57V56H4ZM24 57H26V55L24 56ZM30 57H32V56H30ZM29 57V58H30ZM63 57V56H62ZM67 57V56H66ZM93 57V56H92ZM3 58V57H2ZM76 58H78V57H76ZM90 58H88V61H89V59ZM99 58V59H100ZM136 58V59H137ZM58 59V58H57ZM78 59H80V57L78 58ZM84 59V58H83ZM130 59V58H129ZM145 59V58H144ZM149 59V58H148ZM31 60V59H30ZM30 60H28V61H30ZM53 60H54V57H53ZM135 60V59H134ZM139 59H137V60H135V62L136 61H138ZM139 60V61H140ZM63 61V60H62ZM8 62V61H7ZM110 62V61H109ZM4 63V62H3ZM13 63V62H12ZM51 63H53V62H51ZM54 63H55V61H54ZM57 63V62H56ZM140 63V62H139ZM50 64V63H49ZM80 64H77V65H80ZM106 65L107 66V68H104V67H106V66H104L103 67V65ZM10 65V64H9ZM31 65H32V63H31ZM59 66V65H58ZM66 66V65H65ZM73 66V65H72ZM85 66H86V68H85ZM79 67H83V68H79ZM103 67V68H102ZM51 68V67H50ZM187 68V67H186ZM43 69V70H42ZM70 69L71 68H69V69H67V70H69L70 71ZM133 69V70H132ZM46 70V69H45ZM44 70V71H45ZM67 70H64V68H63V70L62 71H64V72H62L61 71V75H62V73L63 74H68V71ZM132 71H135V75L134 76H136V78L135 77H130V75L132 74ZM66 72V73H65ZM47 73H49V72H47ZM102 73V72H101ZM44 74V73H43ZM98 74V73H97ZM100 74V73H99ZM142 74V73H141ZM86 75V74H85ZM84 75V76H85ZM90 75V74H89ZM94 75H96V74H91V76H94ZM102 75V74H101ZM115 75V76H114ZM129 75V76H128ZM90 76V77H91ZM106 76V75H105ZM130 77V79L128 78V77ZM116 77V78H115ZM80 78V77H79ZM78 78V79H79ZM85 78H86V76H85ZM92 78V77H91ZM104 78V77H103ZM110 80H109V79ZM125 78V79H124ZM50 79H52V78H50ZM55 79H57V78H55ZM81 79V78H80ZM84 79V78H83ZM105 79L106 80H109V82H111V81H115L114 79H111L110 78V76L108 75L107 77H105ZM86 80V79H85ZM84 80V81H85ZM92 80H97V79H92ZM99 80V79H98ZM101 80V81H100ZM100 80H99V82H101V84H102V82H104L105 81V84L108 82H106V80H102L101 78H100ZM88 81V80H87ZM124 81H123V83H124ZM77 82V81H76ZM98 81H96V83H97ZM116 82V81H115ZM115 82H113V84L115 83ZM136 82V81H135ZM134 82V84L137 86L139 83H138V81L135 83ZM40 83V82H39ZM132 83V84H131ZM185 83V82H184ZM125 84V83H124ZM28 85H30L29 83H28ZM54 85H56L57 87H56V90H52L53 91V94L55 93V96H57V98H58V100L55 102L54 100H50L52 103H50V102H48L45 106H44V104H43V108H40L41 106H39V108H40V110L38 111H35V108H33L34 106H33V102L34 101H32L31 103H30V101L29 100H36L37 101V97L35 96V97H31V98H27V99H29L28 101H29V104H26V103H28V102H26L27 101V99H25L26 97H24V99H25V101H24V103L26 104V106L24 107H22V109H23V112H24V110H25V113H26V117L23 119L22 118V120H21V118H20V120L19 121H17V119H19L18 117H17V119H16V121H10V120H8L9 118V116L7 115V117L6 118H4L2 115H0V116H2V117H0V202H2V201H5V203L6 204H8L9 202H10V204L9 205H11L12 203H17V202H21V204L19 203L18 205H19V207H15L14 205H12L11 207L12 208H10L9 210H7V215L6 216H8V218H7V220L8 221H10V219H13L14 220V225L13 226H11L10 224H9V222L6 220V218L4 217V219H5V221H6V223L7 224H9V226L8 227H4V228H2L1 230H0V256L2 255V256H4L3 258H0V264H36V263H40L41 261L43 262H48L49 264H52V262H55V260H58V262L59 261H61L62 262V264H75L76 263V261L79 259L80 260V248H72L71 250L72 251H70V250H67V249H65V248H59V249H57V251L55 252H47V253H42V254H34V255H31V256H29V254H28V256H26V257H20L19 255H17V254H21V253H29V252H31L33 249L35 250L36 248H39V247H41L42 245L44 246V243H46V242H43V240L41 239V238H43L41 235H38V236H36V235H34L33 233H31V226H33L34 225V223H35V225H37L36 224V222H43L42 224H47V223H45V220L46 219H44L45 217H48L49 218V216L50 215H48L49 213H54V214H56L55 216H58L61 220H60V222H62V224H58L59 226H61V227H59V228H56V227H52V226H49V225H51V224H49L48 226H46V228H45V231H53V232H61V230L60 229H64V230H62V231H64L65 233L67 232V234L69 235V236H73V237H75V238H90L89 236L91 235V236H93L94 234H97V232L98 233H100L99 231H100V229H102L101 227L106 223V222H109V221H111L112 219H113V217H114V219H116L115 218V215H117L116 217L118 218V220H117V222L118 221H120V222H118V225H119V228L121 229V231H125L124 233H122V234H125V233H127L126 231H128L129 232V230H130V232L132 233V234H134V235H136V236H134V237H137V238H139V240L141 239L142 241L143 240H145V241H147V239H149V238H151V237H154V238H156L155 236H157V232H158V230L160 229V227L165 223L164 221H167V220H165L166 219V217H168V215L170 214V212L172 211L173 212V208H174V198L175 197H173L174 195V192L173 191H175V189H176V191H177V188L178 187H180V186H178V185H180V184H178V180H179V177H180V174H181V172H182V170L184 171V169H183V165L185 166V168H186V162L185 161H187V162H189V159H191V157H192V154H193V152H194V150L196 149V147H198L199 149H201V147L203 146L202 144H204V142H205V140H207V139H211L208 135L210 134V136H212L211 135V133H209V132H211V131H206L204 128H200V126H195L193 123V125L191 126V128L189 129L188 128V130H190V135H188L187 137V139H183L184 137H185V135H182L183 136V138H182V136H181V138H178V137H176V138H178V140H180V141H177L179 144H178V146H179V150L178 151H176L177 153H174V152H172V151H170V153L172 152L173 154L172 155H164L165 154V144H167V145H169L168 144V142L167 143H165V144H162V142L161 143H158L159 142V140H155L156 142H152V144L151 145H143L142 146V143L141 142H143V138H142V135H141V138L140 139H143L142 141L140 140V139H136L135 141H133L132 142V140H131V142L130 141H128V140H130V139H133V135H132V133H134V134H136V130L139 128V131H140V129H141V134H142V130H146V131H150V132H152L153 131V133H157V132H155V131H157V126L155 125V123L152 121V119L150 118H148V117H150V116H148V117H146L147 115H135V116H130V115H128L127 117H125V120L127 121L126 123H127V125H124V127H123V125L121 126V127H117L116 125L114 126L113 124H111V122H112V120H116V119H119V118H121V116H124L123 114H124V111L123 112H121V113H123V114H121V113H119V114H121V115H119L117 112H116V110H113V111H110V110H108V109H106V110H108L107 112H105V111H101V112H98V109L97 110H95L96 109V104L98 103H106V104H108V103H111V101L112 102H114L113 101V99L112 98H114L115 97V91H116V89H117V87L116 86H118L119 85V83L113 88V89H110V88H112L113 87V85H111L112 87H108V88H103L102 90H98V91H96L95 90V88L94 87H90V88H88L86 91H84V92H82L78 97H77V100H76V102L74 103V104H71V102L70 101H72V103H73V99L72 100H70L69 102H70V104H68L67 102L68 101H65L66 99H67V97H68V91H69V86H67L68 84H67V82H63L62 80H60V81H58V83H56V84H54ZM100 85V84H99ZM98 84H97V87L99 86ZM125 85V86H126ZM187 85V84H186ZM79 86V84L76 86V87H78ZM96 86V85H95ZM108 86H110V85H108ZM125 86H124V88H118L117 89V91H116V96L117 97H121V96H118V95H121L120 93L121 92H123V94H126V93H124V91L125 90H129V91H131V90H133V89H126L125 88ZM132 86H134V85H132ZM135 86V87H136ZM25 87H27L26 85H25ZM72 87V86H71ZM100 87H102L101 85H100ZM104 87H107V86H104ZM42 88V87H41ZM75 88V87H74ZM28 89V88H27ZM50 89V88H49ZM72 89H73V87H72ZM120 89H121V92H118V90L120 91ZM125 89V90H124ZM43 90V89H42ZM45 90H48V89H44V91ZM124 90V91H123ZM159 90V89H158ZM43 91V92H44ZM54 91H56V92H54ZM48 92H49V90H48ZM118 92V93H117ZM126 92H128V91H126ZM182 92V91H181ZM51 93V92H50ZM260 93V92H259ZM118 94V95H117ZM21 95H23V94H21ZM76 95V94H75ZM74 94H73V96H75ZM249 95V94H248ZM16 97H17V94L15 95ZM25 96V95H24ZM28 96V95H27ZM43 96L44 97H46L47 96V92L45 91V93L43 94ZM54 96V95H53ZM123 96H126V95H123ZM133 96V95H132ZM19 97V96H18ZM72 97V96H71ZM139 97V96H138ZM39 98V97H38ZM73 98V97H72ZM259 98V97H258ZM9 99V98H8ZM124 98H121V100H123ZM235 99V98H234ZM250 99V98H249ZM260 99V98H259ZM49 100H47L46 99V101H49ZM111 100V101H110ZM125 100V99H124ZM141 100V99H140ZM149 100V99H148ZM239 100V99H238ZM251 100V99H250ZM39 101H40V99H39ZM39 101L38 102H36L37 103V105H39V104H41V103H39ZM43 101V100H42ZM45 101V102H46ZM232 101V100H231ZM253 100H251V101H248V102H252ZM259 101V100H258ZM108 102V103H107ZM236 102V101H235ZM234 102V103H235ZM89 104V105H93V106H91L92 108H95V109H92L91 107H89V111H90V109H92V111H90V112H88V113H86L85 114V112L84 111H82V108L81 107H83V104ZM120 103V102H119ZM119 103H117V105L119 104ZM166 103V102H165ZM239 103H240V101H239ZM238 103V104H239ZM245 103H247V102H245ZM244 103V104H245ZM253 103V102H252ZM252 103H248L247 105H241V106H238L237 104V106L236 107H233V108H228L229 110H231V109H233V110H231L229 113H230V120L231 119H233V121L234 120H238V122H239V119H236L234 116L236 115V116H239V118H241L242 117V115L244 116V117H246L247 115H244V113L246 112L247 113V111L249 110H253L254 109V107L257 105V101H256V103H253V104H255L254 106H252L253 104ZM262 103V102H261ZM34 104H35V102H34ZM121 104H123V103H121ZM251 104V105H250ZM6 105V104H5ZM4 105V106H5ZM31 105V106H30ZM37 105L35 106L36 107V109H38V107H37ZM101 105H103L104 106V104H101ZM225 105V104H224ZM261 105V104H260ZM8 106V104L3 108V109H5L6 107ZM33 106V107H32ZM118 106H120V104L118 105ZM222 106V105H221ZM232 106V105H231ZM230 106V107H231ZM234 106V105H233ZM262 106V105H261ZM264 106V105H263ZM102 107V106H101ZM114 107V106H113ZM133 107V106H132ZM8 108V111H9V106L7 107ZM7 108H6V110H7ZM14 108V107H13ZM15 108H17L16 107V105H15ZM14 108V109H15ZM88 108V107H87ZM121 109V107H118V109ZM84 109V108H83ZM256 109H259V108H257V106L255 107V109L254 110H256ZM11 110H12V108H11ZM85 110V109H84ZM97 111V112H95V111ZM122 110V109H121ZM124 110V109H123ZM247 110V111H246ZM262 110V109H261ZM16 111V110H15ZM217 111V110H216ZM222 111V110H221ZM245 111V112H244ZM248 111V112H249ZM257 111H260V109L259 110H257ZM257 111H255V112H257ZM3 112V114H4V112H5V110L4 111H2ZM11 112V111H10ZM10 112H7L6 114H9ZM22 112V113H23ZM62 112H64V113H66V116H67V114L68 113H70V115L71 114H73V116L75 115V117H72L74 120H72V118H70L69 117V115H68V120H62V117H61V119H59V117H58V115L57 114H63ZM133 112V111H132ZM254 112V111H253ZM84 113V114H83ZM140 113V112H139ZM142 113V112H141ZM223 113V112H222ZM222 113H217V114H222ZM234 114V116L233 115H231V114ZM250 113V112H249ZM252 113V112H251ZM258 113V112H257ZM263 113V112H262ZM10 114H12V112L10 113ZM9 114V115H10ZM17 115H18V113H16ZM24 114V113H23ZM226 114V113H225ZM252 114H254V113H252ZM251 114V115H252ZM261 114V113H260ZM5 115V114H4ZM126 115V114H125ZM150 115V114H149ZM152 115V114H151ZM216 115V114H215ZM223 115H224V113H223ZM223 115H221V116H223ZM6 116V115H5ZM11 116V115H10ZM23 116H25V115H23ZM61 116V115H60ZM72 116V115H71ZM93 116V117H92ZM156 116H158V115H156ZM217 116H219V115H216V117ZM233 116V117H232ZM248 116H250L249 114H248ZM13 117V116H12ZM92 117V118H91ZM154 117V116H153ZM226 117L227 116H225L224 115V118H225V121H227L228 119H229V117H227L228 119L226 120ZM11 118V117H10ZM15 118V117H14ZM14 118H12V119H14ZM66 118V119H67ZM124 118V117H123ZM223 118V117H222ZM223 118V119H224ZM238 118V117H237ZM253 118H254V116H253ZM252 118V119H253ZM69 119H71V120H69ZM218 119V118H217ZM220 119H221V117H220ZM242 119V118H241ZM245 119V118H244ZM117 121V120H116ZM158 121V120H157ZM222 121V120H221ZM229 121V120H228ZM232 120L231 121H229V122H233ZM250 121V120H249ZM256 121H258V120H256ZM220 122V121H219ZM224 122V121H223ZM242 122V121H241ZM240 122V123H241ZM259 123H261V122H259ZM259 123H255V124H259ZM35 125L36 127H38V124H41L42 126L43 125H45V126H43L42 128V130L44 131H46V129H47V131L44 133V134H41L42 133V131H40L41 133L38 135L37 133V135H35V131L34 132H32L31 133V130L29 131L28 130V128H29V126L30 125ZM125 124V123H124ZM159 124V123H158ZM164 124V123H163ZM197 124V123H196ZM215 124V123H214ZM226 124V123H225ZM233 124V123H232ZM234 124H235V122H234ZM237 124V123H236ZM239 124V123H238ZM252 124V123H251ZM32 125V126H33ZM161 125H162V123H161ZM160 125V126H161ZM191 125V124H190ZM199 125V124H198ZM210 125V124H209ZM212 125V124H211ZM222 125V124H221ZM250 125V124H249ZM248 125V126H249ZM264 125V123L262 124V125H257L256 127H255V125H254V127H253V125H252V127L251 128H248V126H247V129H250V130H247L246 129V127L244 128V129H246L249 133H248V136H249V134H251L254 138H256V140L257 139H259L260 140V138L262 137V134H263V132H262V129H259L258 128V126H263ZM40 126V125H39ZM219 126V125H218ZM235 126V125H234ZM241 126V125H240ZM243 126V125H242ZM35 127V128H36ZM41 127V126H40ZM138 127V128H137ZM162 127V126H161ZM34 128V129H35ZM222 128H223V126H222ZM226 128V127H225ZM233 129H234V127H232ZM261 128H264V126L263 127H261ZM31 129H33L32 127H31ZM136 129V130H135ZM204 129V130H203ZM242 129V128H241ZM243 129V130H244ZM36 130V129H35ZM133 130H134V132H133ZM159 130H160V128H159ZM162 130V129H161ZM208 130H209V128H208ZM225 130V129H224ZM37 131H39V130H37ZM175 131V130H174ZM137 132H138V130H137ZM144 132L145 131H143V134H144ZM149 132V133H150ZM245 133H246V131H244ZM262 132V133H261ZM177 133V132H176ZM187 133V132H186ZM235 133H237L238 134V132H235ZM148 134V133H147ZM161 134V133H160ZM189 134V133H188ZM233 134V133H232ZM240 134H243V133H240ZM247 134V133H246ZM41 135V136H40ZM139 135H140V133H139ZM216 135H218V134H216ZM225 135V134H224ZM234 135V134H233ZM244 135V134H243ZM243 135L241 136V137H243ZM264 135V134H263ZM157 136H158V133H157ZM173 136H175V135H173ZM221 136V135H220ZM236 136V135H235ZM129 137H132V138H129ZM140 136H138V138H139ZM172 137V136H171ZM180 137V136H179ZM209 137V138H208ZM253 137L251 138V136L249 137V140H250V138L253 140ZM134 138H136V137H134ZM174 138V137H173ZM227 138H228V136H227ZM227 138L225 139V141H228V143H230L229 145H231V142L232 141H229V139L227 140ZM236 138V137H235ZM235 138H234V140H235ZM172 139V138H171ZM181 139H182V142H181ZM219 139V138H218ZM244 138H242L241 140H243ZM248 139V138H247ZM166 140V139H165ZM233 140V139H232ZM233 140V141H234ZM240 140V139H239ZM239 140L237 141V142H239ZM245 140V139H244ZM255 140V139H254ZM253 140V141H254ZM258 140V143L260 142ZM263 140H264V138H263ZM262 140V141H263ZM146 141V140H145ZM149 141H150V139H149ZM171 141V140H170ZM174 141L176 142V140H175V138H174ZM225 141H224V144H226L225 143ZM222 142V141H221ZM241 142V141H240ZM174 143V142H173ZM173 143H171V145L173 144ZM209 143V142H208ZM227 143V144H228ZM233 143H236V140H235V142H233ZM232 143V145H231V147H233V145H235V144H233ZM128 144H130L129 146H130V148H129V146L127 147V149H126V146L128 145ZM145 144V143H144ZM201 144V145H200ZM207 144V143H206ZM226 144V145H227ZM240 144V143H239ZM243 144V143H242ZM256 144H257V142H256ZM261 144V143H260ZM101 145H107L108 146V148L109 149H107V151L105 150V152H100L99 151V147L101 146ZM210 145V144H209ZM229 145H227L228 147H229ZM145 146V147H144ZM204 146H206V145H204ZM203 146V147H204ZM226 146V147H227ZM237 146V145H236ZM258 146V145H257ZM82 147H85V149L84 148H82ZM132 147V148H131ZM146 147H148V148H146ZM169 147V146H168ZM207 147V146H206ZM227 147V148H228ZM230 147V149H233V148H231ZM238 147H240V146H238ZM248 147V146H247ZM264 147V146H263ZM84 149L85 151H87V152H85L84 150L82 151V149ZM124 148H125V150H128V148H129V152L128 153H124L125 151H124ZM178 148V147H177ZM195 148V149H194ZM198 148H197V150H198ZM242 148V147H241ZM104 149V148H103ZM132 149V150H131ZM176 149V148H175ZM194 149V150H193ZM204 149V148H203ZM219 149H220V147H219ZM219 149L216 151V153L219 151ZM236 149V148H235ZM234 149V150H235ZM240 149V148H239ZM242 149H246V148H242ZM241 149V150H242ZM102 150V149H101ZM131 150V151H130ZM173 150V149H172ZM229 150V149H228ZM104 151V150H103ZM169 151V150H168ZM193 151V152H192ZM224 151H226V149H224L223 151H222V153H221V150H220V153H221V155L223 156H220V154H219V152H218V155L220 156V158L223 160V162L226 160H224L223 158L225 157V158H227V157H229V156H224L225 154H226V152L224 153ZM240 151V150H239ZM84 152H85V155H84ZM191 152H192V154H191ZM202 152V151H201ZM232 152L234 153V151L232 150ZM50 153H52V155H61V157H63V155H64V158H66V159H68V157H69V160H67V162L72 166V169H71V171L69 172L68 171V173L66 174V173H63V171H64V169H63V167H64V165L67 163V162H65V164L63 163L62 164V159H64V158H59L58 157V162L55 160L56 158H54V156H53V158H54V162H53V164H51L52 162H50L49 160H51V159H49V157H48V154H50ZM195 153H196V151H195ZM235 153H237V151H235ZM246 153V152H245ZM248 153V152H247ZM89 154V157L87 156ZM191 154V155H190ZM208 154V153H207ZM238 154H239V152H238ZM240 154H242L241 152H240ZM198 155V154H197ZM196 155V156H197ZM245 155V154H244ZM204 156V155H203ZM209 156V155H208ZM215 156H216V154H215ZM214 156V157H215ZM219 156H216V157H219ZM233 156H234V154H233ZM233 156L231 157V158H233ZM253 156V155H252ZM264 156V155H263ZM86 157V158H85ZM210 157V156H209ZM209 157H207V158H209ZM237 157V156H236ZM236 157L234 156V158L236 159ZM244 157V156H243ZM52 158V157H51ZM206 158V157H205ZM204 158V159H205ZM248 158V157H247ZM250 158V157H249ZM49 159V160H48ZM66 159H65V161H66ZM188 159V160H187ZM213 159V158H212ZM241 159H242V157H241ZM253 159V158H252ZM203 160V159H202ZM209 160H211V158L209 159ZM216 161H217V159H215ZM215 160H213L216 164H217V162H218V165H219V167H220V164H222L223 162H220V160H218L217 162L215 161ZM230 160H232V159H230ZM230 160H228V161H230ZM240 160V159H239ZM244 161H245V158L243 159ZM243 160H242V162H243ZM47 161H49V163L51 164V165H46L48 162ZM52 161H53V159H52ZM208 161V160H207ZM212 161V160H211ZM211 161H210V163H211ZM212 161V162H213ZM227 161V162H228ZM235 161H237V162H239L238 160H235ZM47 162V163H46ZM191 162V161H190ZM190 162H189V164H190ZM209 162V161H208ZM220 162V163H219ZM227 162H225V163H223V164H225V166L224 167H226V163ZM186 163V164H185ZM204 163V162H203ZM202 163V164H203ZM214 163V164H215ZM229 163V162H228ZM233 163H234V161H233ZM240 163V162H239ZM188 164V165H189ZM206 164H209V163H206ZM205 164V165H206ZM213 164V165H214ZM215 164V165H216ZM223 164L221 165V166H223ZM230 164H232V162H230ZM238 164V163H237ZM243 164V163H242ZM245 164V163H244ZM244 164H243V166H244ZM251 164V163H250ZM257 164V163H256ZM70 165H69V167H68V170L71 168L70 167ZM191 165V164H190ZM193 165V164H192ZM236 165V164H235ZM45 166H48L47 167V170H46V168L44 169L43 167H45ZM52 166V167H51ZM200 166V165H199ZM199 166L197 165V167H198V169H199ZM203 166H204V164H203ZM207 166V165H206ZM206 166H204V167H206ZM231 166H233V165H231ZM230 165H229V170H228V172H230V174L227 172V168H225V171L227 172V174H229V175H231L232 176V174L231 173H233L234 171H236V170H234L235 168L237 169L238 167H231ZM242 165H241V167H243ZM260 166V165H259ZM49 167H51V168H49ZM66 167V166H65ZM95 167H99V168H102L103 170H102V172H104V173H102V174H98L99 176L98 177H92V179H90V177H83V178H86V179H88V180H82V179H80V181L78 180H76V177H79L80 178V176H87L88 174L87 173H91L92 171H91V169H93V168H95ZM201 167V169L203 168L202 167V165L200 166ZM214 167V166H213ZM211 168V166H210V168L212 169H210L208 166H207V169L209 168V170H211V171H213V169L216 167H218L217 165L214 167V168ZM43 170H42V169ZM49 168V169H48ZM97 168H95V169H97ZM188 168V167H187ZM186 168V169H187ZM216 168H215V170H216ZM222 169H223V167H221ZM220 168V169H221ZM234 170H232V169ZM260 168V167H259ZM193 169V168H192ZM196 169V168H195ZM219 169V168H218ZM217 170V171H213V172H210L209 171V173H210V176L212 175V174H217V172L219 173V175H221V173L224 171V170H222V172L220 173L219 171H221V170ZM243 169V168H242ZM42 170V171H41ZM63 170V171H62ZM67 170V169H66ZM65 170V171H66ZM188 170V169H187ZM230 170H232V171H230ZM239 170V169H238ZM240 170H241V168H240ZM239 170V171H240ZM264 170V169H263ZM64 171V172H65ZM93 171H94V169H93ZM100 171H101V169H100ZM141 171H145L144 172V176H145V174L151 179V181H149L148 179V181L149 182H146L145 181V178L144 177H141V176H143V175H141L140 173H141ZM205 171H206V169H205ZM205 171H204V174H203V169H202V171H200L199 170V172H201L202 174H203V176L205 175ZM208 171V170H207ZM249 171V170H248ZM96 172H98V171H96ZM188 172V171H187ZM192 172V171H191ZM225 172V173H226ZM244 172V171H243ZM242 172V173H243ZM253 172V171H252ZM201 173H200V175H201ZM236 174H234V175H237V173L238 172H235ZM242 173H238L239 175H237V176H235V177H237L236 179L237 180H239L238 178H241L242 177V180L244 179V177L246 178V173H245V175H243ZM254 173V172H253ZM252 173V174H253ZM227 174H225V175H227ZM261 174V173H260ZM264 174V173H263ZM89 175H91V174H89ZM141 175V176H140ZM222 175H223V173H222ZM221 175V176H222ZM229 175H227L228 176V178L227 177H224V175L222 176V177H224V178H227L226 180L228 181V179L230 178L229 177ZM233 175V176H234ZM251 175V174H250ZM249 174H248V176L249 177H251ZM207 176H208V172H207ZM241 176V177H240ZM23 177H26V178H23ZM27 177L29 178V180L27 179ZM146 177V176H145ZM201 177V176H200ZM214 177H216L215 175H214ZM253 177V176H252ZM252 177L249 179V180H251L252 179ZM256 177V176H255ZM198 178H199V176H198ZM203 178V177H202ZM201 178V179H202ZM208 178V177H207ZM207 178H206V175H205V178H204V180L205 181H203V183L204 182H208L207 181ZM233 179H234V177H232ZM248 178V177H247ZM254 178V177H253ZM262 178V177H261ZM261 178L258 180L259 182H257V183H255V184H257L258 186H260L261 185V183L260 182H262L261 181ZM21 179H26V180H28V187L29 188H27V184L25 185L24 183H22L23 181H21ZM90 179V180H89ZM190 179V178H189ZM192 179V178H191ZM194 179V178H193ZM200 179V178H199ZM200 179V180H201ZM255 179V178H254ZM183 180V179H182ZM203 180V179H202ZM201 180V181H202ZM214 180V178L212 179V181ZM230 180H231V178H230ZM236 180V181H237ZM253 180V179H252ZM184 181V180H183ZM197 181H198V179H197ZM222 181H224V180H222ZM226 181V183H228ZM245 181V180H244ZM243 181V182H244ZM255 181H257V179L255 180ZM255 181H250V182H252L253 183V185H254V182ZM24 182H26V181H24ZM210 182H211V179H210ZM210 182H208V184L210 183ZM233 182V181H232ZM238 182V181H237ZM237 182H235V180H234V183H237ZM239 182H242V181H239ZM146 183H149V184H146ZM199 183H201V182H199ZM198 183V184H199ZM184 184V183H183ZM186 184V183H185ZM197 184V185H198ZM212 184H214V182L212 183ZM187 185V184H186ZM193 185H196V184H193ZM192 185V186H193ZM196 185V186H197ZM200 185V184H199ZM215 185V184H214ZM256 185V186H257ZM262 185H263V187H262V189L264 188V184H263V182H262ZM24 186L26 187V188H24ZM204 186H206V185H204ZM212 186V185H211ZM211 186H209L208 185V187H211ZM255 186V185H254ZM177 187V188H176ZM194 187V186H193ZM200 187V186H199ZM203 187V185H201V188ZM184 188V187H183ZM194 188H196V187H194ZM198 188V187H197ZM196 188V189H197ZM260 187H258L257 189H259ZM179 189V188H178ZM181 189V188H180ZM199 189V188H198ZM197 189V190H198ZM203 190H205L204 188H202ZM210 189V188H209ZM95 190V192L98 194V200L96 201L95 199L97 198V197H95V194H94V192H92V191H94ZM195 189H193V188H191L190 187V185H189V188H187L186 187V189H183V191L182 192H184V196H186V198H187V200H189L190 198H191V200H192V198H193V200H194V198L196 199V196L198 195V194H196V196L194 197V195H195V191H194ZM201 189H199V192H201L200 191ZM208 190V189H207ZM211 190H213V189H210L209 191H211ZM227 189H225V191H226ZM239 190V189H238ZM238 190L237 191H235V193L237 194V192H238ZM179 191H181V190H179ZM222 191V190H221ZM233 191V190H232ZM232 191H230V192H232ZM244 191V190H243ZM26 192H27V194H26ZM29 192H31V194H32V192L34 193H39L40 195V197L39 196H36V197H38L39 198V200H38V198H37V200L39 201H34V202H36V203H32V202H30V198L33 196L34 197V195L32 194V196H30V198L28 199V196L27 195H29L28 193ZM69 192V193H68ZM198 192V191H197ZM206 192V191H205ZM208 192V191H207ZM246 192V191H245ZM66 193H68L69 194V196H67L68 194H66ZM180 193V192H179ZM178 193V194H179ZM234 193V194H235ZM25 194V195H24ZM65 194H66V196H65ZM183 194V193H182ZM194 194V195H193ZM213 194V193H212ZM235 194V195H236ZM264 194V193H263ZM257 195H258V193H257ZM27 196V197H26ZM203 196V195H202ZM212 196V195H211ZM210 196V197H211ZM233 196V195H232ZM240 196V195H239ZM243 196V195H242ZM245 196V195H244ZM255 196V195H254ZM264 196V195H263ZM26 197V198H25ZM95 197V198H94ZM178 197V196H177ZM176 197V198H177ZM224 197V196H223ZM236 197V196H235ZM183 198V197H182ZM186 198H184L183 200H185V202L187 201L186 200ZM254 198V197H253ZM256 198V197H255ZM252 199V198H251ZM250 199V200H251ZM260 199V198H259ZM258 199V200H259ZM27 200V202L25 203L24 201H26ZM34 200H35V198H34ZM177 200V199H176ZM183 200H181L182 202H184ZM188 201L189 203V206H191L192 207V205L191 204H195L194 202H192V201ZM204 200V199H203ZM235 200V199H234ZM260 200H264L263 198L262 199H260ZM31 201H33L32 199H31ZM196 201V200H195ZM200 201V200H199ZM229 201V200H228ZM252 201V200H251ZM256 201H257V199H256ZM12 202V203H11ZM177 202V201H176ZM190 202H192L191 204H190ZM207 202V201H206ZM212 202V201H211ZM214 202H216V201H214ZM241 202V201H240ZM248 202H249V200H248ZM248 202H245V204L246 205H244L243 207L245 208H250V204H252V203H249V206L247 205L248 204ZM24 203V204H23ZM259 203H261V202H259ZM217 204V203H216ZM237 204V203H236ZM244 204V203H243ZM254 204H255V202H254ZM258 204V203H257ZM262 204V203H261ZM264 204V203H263ZM262 204V205H263ZM179 205V204H178ZM181 205H183V207L184 208H189L188 207V205H187V202L186 203H184V204H182L181 203ZM198 204H196V207L195 208H197V207H201V205H198ZM253 205V204H252ZM258 205H260V204H258ZM0 206H3V205H0ZM254 206H256V205H254ZM179 207V206H178ZM182 207V208H183ZM203 207H205L204 205L202 206V208ZM264 207V206H263ZM262 207V209H264ZM181 208V207H180ZM207 208L208 207H206V209L204 210V211H207ZM224 208V207H223ZM252 208H253V206H252ZM258 208H261V206H258ZM83 209H85L86 210V212H88L87 211V209L89 210V213H91V215H89V218H88V220L87 221H83L81 218L84 216L83 214V216L82 217H80L81 216V213H85V211H83L82 212V210ZM103 209H106V211H108L107 209H109L110 211H108V212H106V213H103V212H105V211H103ZM178 209V208H177ZM201 209V208H200ZM213 209V208H212ZM216 209V208H215ZM219 209H221V208H219ZM254 209H257V207L256 208H254ZM261 209V210H262ZM103 212H102V211ZM183 210H187V209H183ZM230 210V209H229ZM239 210V209H238ZM3 210H1V212H2ZM90 211H92V212H90ZM180 211V210H179ZM188 211V210H187ZM199 211V210H198ZM203 210H200V212H202ZM175 212V211H174ZM183 212V211H182ZM242 212V211H241ZM239 213L238 215H240V216H237V218L238 217H240L239 219L242 221V226L244 225V224H246L247 225V223L249 222L250 223V217L248 216L249 215V213H250V209L248 210H246V212L248 213V215L246 216H244V214L246 213V212H244V209H243V212H244V214H242V213ZM262 212H264V211H262ZM58 213V214H57ZM184 213V212H183ZM207 212H205L204 214H206ZM210 213V212H209ZM215 213V212H214ZM233 213V212H232ZM246 213V214H247ZM255 213H257V212H255ZM260 213V212H259ZM172 214V213H171ZM186 214V213H185ZM187 214H188V212H187ZM198 214H200V213H198ZM201 214H203V213H201ZM200 214V215H201ZM203 214V215H204ZM53 215V214H52ZM114 215V216H113ZM174 215V214H173ZM172 215V216H173ZM223 215V214H222ZM4 216V215H3ZM86 216V215H85ZM85 216H84V218H85ZM196 216V215H195ZM209 216V215H208ZM227 216V215H226ZM234 216V215H233ZM263 216H264V214H263ZM1 217V216H0ZM186 217V216H185ZM249 217V218H248ZM252 217H255V216H252ZM3 218V217H2ZM47 218V219H48ZM87 218V217H86ZM121 220H120V219ZM199 218V220H198V222L200 221H202V220H205L207 217H203L202 218V215L200 216V217H198ZM200 218L202 219V220H200ZM213 218H214V216H213ZM216 218V217H215ZM185 219V218H184ZM220 219V218H219ZM223 219V218H222ZM253 219V218H252ZM42 220H44V221H42ZM58 220V219H57ZM186 220V219H185ZM190 220V219H189ZM214 220V219H213ZM221 220V219H220ZM218 221V219H217V221L215 220L214 222H212V219H211V222H209V226L207 225V227H204V228H207V229H205V233L206 234H208V236H209V239H211V241L212 242H217L219 245H217V244H215V247L217 246V248L219 249V252L218 253H220L219 255H220V258H221V260L223 261V262H225V263H227V264H264V234L262 233V235H258V237L256 238V236L255 235H253V238L251 237V235H250V233L248 232V230L250 231V226L249 225H247V226H249V227H246V225H244V227H246V230H245V228L243 227V229H242V227L240 226V228H236V231H231V232H229L228 233V231L229 230H227L225 227H226V221H225V225H224V223L222 222V220L221 221ZM47 221V220H46ZM180 221V220H179ZM239 221V220H238ZM241 221H239L240 223H241ZM252 221V220H251ZM255 221V220H254ZM261 221H263V220H261ZM41 222L40 223H38V225L39 224H41ZM114 222H116V221H114ZM2 223V222H1ZM6 223H5V225L4 226H6ZM50 223V222H49ZM167 223V222H166ZM166 223L162 226V227H164L165 225H166ZM176 223H178V222H176ZM195 223V222H194ZM210 223H212V225L210 226ZM214 223V224H213ZM230 223V221L228 222V225H230L229 224ZM257 223V222H256ZM115 224V223H114ZM208 224V223H207ZM37 225V226H38ZM117 225V226H118ZM197 225V224H196ZM204 225V224H203ZM206 225V224H205ZM227 225V227H230V226H228ZM254 225H255V222H254ZM105 226V225H104ZM116 226V227H117ZM225 226V227H224ZM239 226V225H238ZM199 227H200V225H199ZM41 228V227H40ZM118 228V229H119ZM187 228V227H186ZM204 228H203V230H204ZM230 228H233L232 226L230 227ZM249 228V229H248ZM260 228V227H259ZM52 229H54V230H52ZM65 229H67L68 231H65ZM119 229V230H120ZM149 229V230H148ZM179 229H181V228H179ZM183 229V228H182ZM60 230V231H59ZM118 230V231H119ZM162 230H163V228H162ZM161 230V231H162ZM190 230V229H189ZM197 230V229H196ZM202 230V229H201ZM234 230H235V228H234ZM39 231V230H38ZM44 231V230H43ZM44 231V232H45ZM160 231V230H159ZM159 232V236H160V233L162 234V232ZM34 232V231H33ZM52 232V233H53ZM71 234H69V233ZM111 232V231H110ZM120 232V231H119ZM171 232V231H170ZM264 232V231H263ZM121 233V232H120ZM130 233V235H132ZM163 233H164V231H163ZM252 233V232H251ZM34 236H33V235ZM48 234V233H47ZM54 234V233H53ZM101 234V233H100ZM108 234V233H107ZM156 234V235H155ZM59 235V234H58ZM109 235V234H108ZM181 235V234H180ZM40 236H41V238H40ZM43 236H45V235H43ZM96 236V235H95ZM170 236V235H169ZM207 236V235H206ZM254 236H255V239H254ZM50 237V236H49ZM48 237V238H49ZM172 237V236H171ZM201 237V236H200ZM47 238V237H46ZM51 238H53V237H51ZM85 238V239H86ZM99 238V239H98ZM127 238V237H126ZM135 239L136 240V242H137V240L138 239ZM153 238V239H154ZM158 238V237H157ZM175 238H177V236L175 237ZM93 239H98L99 240V242H100V244L106 249V248H108V241H107V239L104 237V238H101V237H94ZM113 239V238H112ZM174 239V238H173ZM187 239V238H186ZM95 240H92L93 242H91V244L92 243H94V242H97V241H95ZM124 240V239H123ZM138 240V241H139ZM140 240V241H141ZM52 241V240H51ZM140 241L138 242V246L141 248V246H140ZM144 241V242H145ZM210 241V240H209ZM49 242H50V240H49ZM85 242H86V240H85ZM84 242V244H83V248H84V245H86V246H89V245H87V244H89L90 243V241L88 240V243L86 244ZM98 242V243H99ZM133 242V241H132ZM144 242H142L141 244H144ZM147 242H150L149 240L147 241ZM48 244H51V242L50 243H48ZM54 245H55V243H53ZM97 244V243H96ZM114 244V243H113ZM120 244V243H119ZM146 244V243H145ZM150 244V243H149ZM212 244V243H211ZM47 245V244H46ZM53 245V246H54ZM61 245V244H60ZM69 245V244H68ZM132 245V244H131ZM136 245V244H135ZM52 246V245H51ZM92 246V245H91ZM102 246H100L101 248H102ZM128 246V245H127ZM127 246H126V248H127ZM130 246V245H129ZM45 247V246H44ZM43 247V248H44ZM80 247V246H79ZM42 248V249H43ZM55 248V247H54ZM56 248H57V246H56ZM82 248V249H83ZM86 248V247H85ZM84 248V249H85ZM126 248H124V250L126 249ZM216 248V249H217ZM51 249H52V247H51ZM123 249V248H122ZM129 249V248H128ZM127 249V250H128ZM142 249V248H141ZM46 250V249H45ZM44 250V251H45ZM47 250H48V248H47ZM86 250V249H85ZM109 250V249H108ZM130 250V249H129ZM53 251V250H52ZM114 251V250H113ZM39 252V251H38ZM37 252V253H38ZM84 252V251H83ZM117 252V251H116ZM128 251H126V253H127ZM130 252V251H129ZM32 253V252H31ZM109 253H111V252H109ZM121 253H123L120 257L121 258H125V257H127L126 256V253L123 251V250H121ZM154 253V252H153ZM204 253V252H203ZM54 254V255H53ZM88 254V253H87ZM114 254V253H113ZM83 255H85L84 253H83ZM91 255V254H90ZM117 255V254H116ZM115 255V256H116ZM119 255V254H118ZM127 255H129V253L127 254ZM151 255V254H150ZM1 256V257H2ZM19 256V257H18ZM99 256V255H98ZM108 256H111V255H108ZM130 256L131 257H133L132 256V254H130ZM96 257V256H95ZM118 257V256H117ZM93 258V257H92ZM97 258V257H96ZM121 258H120V260H121ZM213 258V257H212ZM82 259H83V257H82ZM112 259H113V256H112ZM111 259V260H112ZM143 259V258H142ZM119 260V261H120ZM123 260V259H122ZM132 260V259H131ZM146 260V259H145ZM83 261L84 260H81V262L83 263ZM118 261V260H117ZM91 262H93V261H91ZM80 263V262H79ZM90 263V262H89ZM98 263V262H97ZM134 263V262H133ZM84 264V263H83ZM99 264V263H98Z\"/></svg>",
	"mask_w": 264,
	"mask_h": 264
}]
</instances>
